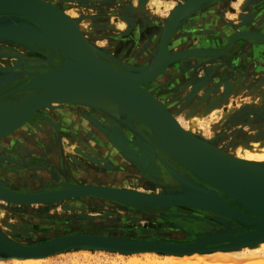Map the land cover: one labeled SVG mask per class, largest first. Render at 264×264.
<instances>
[{"label": "bare ground", "instance_id": "obj_1", "mask_svg": "<svg viewBox=\"0 0 264 264\" xmlns=\"http://www.w3.org/2000/svg\"><path fill=\"white\" fill-rule=\"evenodd\" d=\"M29 1L39 13L0 12V29L12 33L0 37V248L15 242L29 249L24 246L42 241L21 217L27 207L38 212L55 206L80 208L85 213L86 206L93 205L104 221H112L114 212V218L121 213L132 216L143 204L152 212L205 214L212 219L205 220L208 234L232 228L235 219H255L258 225H243L242 230L259 237L249 238V244L236 241L230 248L164 247L162 261L145 251L141 262L131 252L132 263L218 264L229 259L233 264L236 254L264 264L256 252L264 248V41L247 42L264 39L263 0H215L203 8L204 0ZM16 3L0 0L3 7ZM162 9H167V17L175 12L166 47L161 39L168 18H158ZM222 16L236 25L231 41L223 33ZM99 39L104 43H97ZM26 49L42 58H27L13 67L20 61L13 55ZM238 50L247 56L240 69H233L235 59L228 60L229 55ZM29 79L31 84H23ZM205 116L212 117L204 129L200 121ZM250 133L260 137L250 142ZM6 154L24 160L25 166L18 169L3 158ZM32 155L38 158L36 164L29 163ZM137 166L154 176L130 177ZM238 166L247 173L240 174ZM30 171V187L23 186L26 178L20 172ZM230 181L235 194L263 216L255 218L229 205L222 194L235 201L211 184L227 186ZM85 187L108 191L66 193ZM34 195L49 200L23 198ZM85 220L95 226L90 216ZM175 241L161 242L189 245ZM8 252L0 251V256L17 264H39L43 259L30 252Z\"/></svg>", "mask_w": 264, "mask_h": 264}, {"label": "rangeland", "instance_id": "obj_2", "mask_svg": "<svg viewBox=\"0 0 264 264\" xmlns=\"http://www.w3.org/2000/svg\"><path fill=\"white\" fill-rule=\"evenodd\" d=\"M136 1L137 0H134L133 4H136ZM230 1L233 2V0H230ZM230 1L228 5L231 8L232 4ZM89 7L91 6H88L86 10ZM93 10L94 9L92 8V11ZM166 11L167 9H162V12L158 11L159 13L158 18L162 20L163 17L164 18L167 17ZM220 13L221 12L219 11V14ZM118 18H121V17H118ZM227 20L228 19L226 17L224 16L221 17L222 24H224V22H226ZM127 38L128 37L124 34L123 39L126 40ZM97 43L103 44L104 40L102 41L99 39ZM39 49L45 51L42 47H40ZM26 51L30 53L28 54L27 52H24V53L13 55V56H18L15 58H17V60H20L19 62L16 61L17 63L14 64L13 67H16L17 65L22 66L23 61H25L27 58H30L31 60L32 59L39 60L42 58V57L39 58L40 55L38 54L39 52L37 51H36L37 53H33L32 51H28L27 49ZM239 51L240 50L236 51L234 53V56H232L231 54L229 55L228 60L233 61L235 59V61L233 62V65H234L233 69H236V68L240 69L243 62L245 63V60L243 59L246 58L247 52L244 51L242 53H239ZM230 58H233V60H231ZM18 69H22V67H19ZM258 70L261 71L263 69H258ZM254 83H255L254 79L253 81L246 82L248 86H253ZM176 115L177 116L179 115L180 117L179 113H176ZM212 116L215 117L214 112H212ZM212 116H205L203 118L201 117L202 120L200 122L203 125H200L201 123H199V125L202 126L204 129L207 128L208 121L210 117ZM256 120H259V119L257 118ZM261 120L264 121V118H262ZM245 123L248 124L247 121ZM117 126H121V124L117 123L116 127ZM250 134L253 135V136L247 135V138L250 139V140L248 139L250 142L254 141V139L257 138V136L260 137L256 133H250ZM242 136H244L243 133L242 134L239 133V141H242L241 139L244 138ZM143 150L145 151V148ZM2 156L3 158H6L7 161L11 160V163L14 166H17L18 169H22L25 166V165H22L24 164L23 163L24 160L20 161L19 159H15L11 157V154H6ZM29 158H30L29 163L36 164L35 160H38V158L35 155H32V157H29ZM44 164L46 165L47 162L44 161ZM20 173L21 175H25V178H26V180L22 182L23 186L30 187L29 185H26V182H28V180L30 179L32 171L28 172L27 174H25L24 172H20ZM143 175H147L148 177L154 176L150 174L148 171H146L144 167H139V166L136 167L133 173H130V177H134V178L136 177L142 178L140 176H143ZM131 183H132L131 186L133 187L134 186L133 179ZM239 205L243 209V206L240 203ZM31 206L37 208L34 205H31ZM138 207L140 206H137V208ZM139 210H142V211H139L140 213L138 211H134V214L132 216L121 213V215L118 216L117 218H114V216L117 215V213L114 212L112 215L113 218L111 217L112 221H104V219L102 218L103 217L102 212L93 205L86 206L84 210L85 213H82L81 212L82 209L80 208L75 209L73 211H69L68 208L62 209L60 206H55L54 209L49 208L44 211L38 212V211H34L32 207H27L25 211L26 214L21 215V217L22 219L25 220L26 223H28L27 225L30 228H32V232H33V235L36 237V240L40 239L42 241L44 239H50L52 237H58V236H63L67 234L69 235L76 231H81V232L99 233V234L111 235V236L117 234V235H124V236H129V237L131 236L133 238H143V239L164 238V239H161L163 241L173 239V240H176L175 242H187L188 243V242H191L192 241L191 239H194L195 236H199L200 234H204V235L208 234L207 231H205L204 229V225H207L205 224V220H208V222L212 220L210 217H207L205 214H202L200 212H194V211L176 210L174 212L160 213V212H152L149 209V207L146 205L142 206L141 209L139 208ZM44 216L55 217L61 220L63 224H45V220H43L42 218ZM88 216H90L91 218L90 221H94L95 226L90 224L88 220H85V218ZM118 219L120 220L116 222ZM9 221L11 222L12 220L9 219ZM233 223L235 224V226L239 225L236 222H233ZM28 231L29 230H27L26 232L21 231V233L26 234L28 233ZM165 231L175 233V234L173 235L171 233H166ZM153 234H155V236ZM152 235L154 237H151ZM82 249L84 248H75V249L62 250V251L50 253L48 255L43 256V259H41L39 264H136V263L131 262V260L135 256L133 255V253H124V252L106 250V249H89L88 251H84ZM142 252H145V251L136 252V256L141 259V262H143V260H145V257H146V255L144 256ZM147 252H149L148 253L149 255L155 256L156 260L162 261L163 259H165V255L162 252H156V251L151 252V250H148ZM256 252L260 253V255L262 256V257L260 256L261 258H264V248H261L260 250H256ZM242 253L244 252L243 251L237 252V255L240 256V254ZM234 255H233L234 257L232 258L234 262L240 261V259L242 258L244 259L243 261H246V262L242 261L243 262L242 264H250L251 261H253L251 260L252 258L250 260L248 258L245 260L244 258L245 255L244 256L241 255L240 257H237L236 254ZM216 262L214 261V263L211 262L210 264H215ZM229 262L230 261L228 259V263L219 261L218 264L219 263L229 264ZM0 264H17V263H15V261L11 258L0 256ZM235 264H238V263H235ZM239 264L241 263L239 262Z\"/></svg>", "mask_w": 264, "mask_h": 264}, {"label": "water", "instance_id": "obj_3", "mask_svg": "<svg viewBox=\"0 0 264 264\" xmlns=\"http://www.w3.org/2000/svg\"><path fill=\"white\" fill-rule=\"evenodd\" d=\"M16 1H17V3L14 5H11V6H7V7L0 6V12L31 11L35 14L39 13L38 9H40V8L37 9V8L33 7V5L30 3L32 1H29V0H16ZM212 2H215V0H212V1L204 0L203 2L200 3V8H203L204 6H207L208 4H211ZM263 3H264V0H263ZM258 6L259 5H257L256 7H258ZM172 12L171 11L169 12L170 16H168L167 17L168 19H166V21H165V23H166L165 29L163 31L164 33L162 34L163 36L161 39V42L163 43V47H166L167 40L169 39L167 36V33H168V29L170 27V24L172 22V19H173L172 16H173V14H175V12L173 14H172ZM227 23L228 22H224V24H226V27L224 28L225 31L223 33L225 34V36H227V38L229 40L230 37L232 39L231 30L235 29L236 25L232 26L231 23L230 24H227ZM245 25L246 24H243V27ZM8 35H12V33L6 29H0V37H4V36H8ZM33 35L36 38L37 35L36 36H35V34H33ZM33 35H31V36H33ZM231 39H230V41H231ZM259 41H264V39L260 38V39H258V42L254 41V40H250L247 42L259 43ZM242 46L245 47L246 44H243ZM147 79L148 78H145L144 81H146ZM30 80L31 79L27 80L23 84H31ZM133 89L138 90L136 88H133ZM141 90H142V88H141ZM143 90H142V92L145 91V90L144 91ZM144 93L143 94L146 97H148L151 101L161 105L156 99H154L151 95H149L148 92L147 93L144 92ZM115 96L117 98H119L118 95H115ZM125 104L129 105V103H125ZM130 107L133 109L132 105ZM161 107L164 111L163 114L166 113L167 117H169L171 119V121H173L171 116L169 115V113L165 110V108L162 105H161ZM166 114H165V116H166ZM179 130H180V128H179ZM181 132H183V131H181ZM237 165H239V164H237ZM239 173L240 174H246L247 171H245L239 167ZM211 184L214 185L219 190L225 192L227 194L228 198L232 199L233 201H235L237 203H241L243 206V210L246 211V212L245 211H241V212L249 214V215H254L252 217H255V218H257L258 216L259 217L263 216L262 215L263 212L252 207L249 202H247L243 198L239 197V195H237V193L235 194L234 189L232 188V185H233L232 181H230L227 186L223 185V184L222 185L214 184V183H211ZM93 191L98 192V191H108V190L107 189H101V188L90 189V188L85 187V188H81L79 190L69 191L66 193L72 195V194H78V193L79 194H85V193H90ZM51 196H49L50 199L54 197V196H52V197ZM23 198L24 199H31L32 201L49 200L48 197L41 196V195H36V196L34 195V196H29L28 198L27 197H23ZM46 198H48V199H46ZM54 199H56V197ZM222 202H223V206H224L225 210L227 208H229V207H227V204H225L223 199H222ZM106 205H108V204H106ZM142 205L138 208L141 209ZM159 210L160 209H158L156 212H160ZM163 212L161 211L160 213H163ZM226 216L229 217V215H226ZM42 218H43V220H45V224H63V222L61 220H59L55 217L44 216ZM42 221H40V222H42ZM235 221L238 222V224H239L238 226H233L232 228L231 227L227 228V230L221 231V232H215V233L206 234V235L200 234L199 236H195V239H193L191 242L186 243L189 245H179V244L166 245L165 244V246H163L162 245L163 242H161L162 240L157 239V238H146V239L133 238V237L132 238H128V237L127 238L126 237L125 238H121V237L118 238V237H113L110 235H103V234H98V233L94 234V233L76 232V233H71L69 235L67 234V235H63V236L52 237L50 239H44L43 241H41L38 244L35 243V244H30V245L24 246V248H29V249L20 248L21 246H19L18 244H15V242L12 243V242L8 241V242H10L16 246L9 244L7 242H4V244H1L0 251L4 252L6 255L11 254L8 251H11L14 253H22V254H23V252H30L29 254L32 257L33 256H45V255H48V254L53 253V252L75 249V248L106 249V250H113V251H119V252H124V253L148 251V250L165 253L164 247L175 249L176 251H181V250L189 251L192 248H196L198 246L202 247L204 245L207 246V248L205 250L215 249V248H230L232 246V244L236 241H239L240 244H249L250 243L249 238L259 237L258 235L251 236L253 234H248L246 231L244 232L242 230L243 225L248 226L249 224L256 223V222H254V221H256L255 219L250 220V221H242V220H236L235 219ZM36 223H38V222H36ZM260 233L264 234V230L260 229ZM223 241L224 242L227 241L230 243L225 244ZM17 246H19V247H17Z\"/></svg>", "mask_w": 264, "mask_h": 264}, {"label": "flooded vegetation", "instance_id": "obj_4", "mask_svg": "<svg viewBox=\"0 0 264 264\" xmlns=\"http://www.w3.org/2000/svg\"><path fill=\"white\" fill-rule=\"evenodd\" d=\"M222 196H223V198H224L227 202H229V203H228L229 205L236 206V207H238V208L241 209V206H240V205H238V204L235 203V202H234V203L231 202V200H228L224 194H222Z\"/></svg>", "mask_w": 264, "mask_h": 264}]
</instances>
